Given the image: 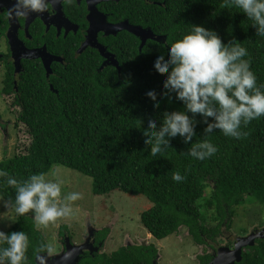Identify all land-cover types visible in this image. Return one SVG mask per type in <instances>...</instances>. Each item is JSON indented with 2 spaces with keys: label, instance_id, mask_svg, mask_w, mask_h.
<instances>
[{
  "label": "trees",
  "instance_id": "1",
  "mask_svg": "<svg viewBox=\"0 0 264 264\" xmlns=\"http://www.w3.org/2000/svg\"><path fill=\"white\" fill-rule=\"evenodd\" d=\"M98 9L109 22L128 21L152 34L142 45V38L128 29L116 34L100 32L99 42L118 64L106 62L97 47L74 57L83 39L80 33L61 42L53 37L51 50L54 45L70 49L69 63L56 69L49 81L38 67L25 74L19 119L30 141L25 152L0 161V168L17 179L33 173L47 175L55 165L77 170L93 179L95 195L121 190L145 196L152 205L142 213L141 221L156 239L186 228L197 245L222 243V228H231L234 208L256 204L264 210V116L242 124L240 139L218 130L205 136V125L198 124L193 141L207 138L218 149L205 160L185 155L190 145L179 136L171 139V147L152 157L137 128L138 119L141 128L147 127L149 115L157 117L159 125L165 109L182 108L174 94L171 103L161 96L167 73L157 72L153 61L160 53L166 55L169 39L179 38L190 24H201L215 30L224 42L236 39L246 47L245 59L250 60L258 85H264V37L255 34L245 14L225 7V0H108L99 3ZM71 12L86 30L87 6L83 3ZM148 89L156 91L158 106L153 107ZM175 172L184 179L174 181ZM14 195L0 178V196L12 204ZM31 216L17 217L8 231L23 230L29 236L26 262L34 257L42 239ZM212 259L210 251L198 256L201 264ZM104 260L107 264H151V255L144 249L123 248ZM237 264H264V237L247 245Z\"/></svg>",
  "mask_w": 264,
  "mask_h": 264
},
{
  "label": "clouds",
  "instance_id": "2",
  "mask_svg": "<svg viewBox=\"0 0 264 264\" xmlns=\"http://www.w3.org/2000/svg\"><path fill=\"white\" fill-rule=\"evenodd\" d=\"M51 0H11L10 18H27L32 14L50 11ZM225 7H232L245 14L255 28V34L264 37V0H225ZM190 29L177 39H169L166 55L158 54L153 66L163 78L161 96L171 103L174 98L182 108L165 109L159 117L149 115L147 127L141 129L152 157L171 147L172 138L179 136L185 145L184 153L197 160L213 156L217 147L207 138L194 142L196 127L203 124L205 136L220 131L226 137L240 139L244 133L241 125L264 116V85H258L251 70L246 47L236 39L224 42L220 35L201 24H190ZM153 107L159 105L156 91L148 89ZM197 116L200 117L197 120ZM0 178L14 190L12 206L17 217L31 214L37 226H47L58 218L71 215V202L81 198L73 191L62 195V181L48 179L44 173H33L17 179L0 168ZM172 179L180 182L184 177L173 173ZM2 222V219H0ZM18 221L13 220L12 223ZM29 236L23 230H0V264H25ZM41 250L51 254L54 249L47 244Z\"/></svg>",
  "mask_w": 264,
  "mask_h": 264
},
{
  "label": "flooded vegetation",
  "instance_id": "3",
  "mask_svg": "<svg viewBox=\"0 0 264 264\" xmlns=\"http://www.w3.org/2000/svg\"><path fill=\"white\" fill-rule=\"evenodd\" d=\"M83 3L88 10L86 30H83L80 23L74 20L71 12V8L77 12V7ZM89 4L91 0H51L48 12L34 13L27 18H10L8 9L11 6V0H0V142L3 145V157L0 161L12 157L8 152L10 139L15 135V139L18 140L20 135H24L27 131L26 125L19 119L23 110L25 74L30 73L34 67H38L44 71L49 81L50 77L56 74V69L68 65L70 49L64 48V45L61 48L54 45L55 47L51 50L50 42L54 41L53 37L56 40L60 39L59 42H61V38L72 40V37L79 33L82 34L83 39L79 48L75 50L74 57L82 53L91 27V21L88 19ZM91 5L94 6V3ZM88 47L94 49L92 45ZM35 227L41 233L42 239L37 243L34 257L25 264H61L58 258L71 251L80 254L76 264H107L104 260L105 256L123 248L132 251L144 249L151 255V264H160L159 249L138 233L136 235L131 232H122V242H116L117 249L110 251L111 242L115 243V241L109 231H112L114 227L108 230L105 238L99 236V233L100 231L107 233V229L94 230L91 228L90 236L88 237L87 234L80 242L75 241L72 233L64 227H60L52 241L44 236L37 225ZM234 242H230V247L233 248ZM42 244L50 245L54 252L49 254L42 251ZM218 244H213V247L209 246L211 253H216ZM66 263L69 262L65 261L64 264Z\"/></svg>",
  "mask_w": 264,
  "mask_h": 264
},
{
  "label": "rangeland",
  "instance_id": "4",
  "mask_svg": "<svg viewBox=\"0 0 264 264\" xmlns=\"http://www.w3.org/2000/svg\"><path fill=\"white\" fill-rule=\"evenodd\" d=\"M29 141L26 133L21 134L18 140L14 135L9 143V156L25 152ZM2 146L0 142V158L3 157ZM46 178L62 181V195L73 191L81 194L80 199L71 202V215L58 218L47 226H37L50 241L58 234L60 227L72 233L77 242L84 240L87 234L89 237L91 228L94 230L107 229V233L104 231L99 233V236L105 238L108 230L114 227L112 231H109L115 241V243L111 242L110 251L117 249L116 242H122V232H131L136 235L138 233L159 249L160 264H200L198 256L211 250L208 246L197 245L186 228H182L179 233L165 239H156L141 221L142 213L152 205L145 196H133L121 190H114L107 195H95L91 177L62 165H55ZM203 203L204 201L200 200L198 204L203 206ZM233 213L231 228L226 225L222 228L224 240L218 244V249L219 247H230V242L235 241L233 248L230 247L234 249L238 242H250L264 232V210L259 205H242L234 208ZM0 219H2L0 230L5 232H8L15 224L12 221L17 220L12 204L2 196H0ZM247 230L248 233L245 232ZM216 253H212L213 258Z\"/></svg>",
  "mask_w": 264,
  "mask_h": 264
},
{
  "label": "water",
  "instance_id": "5",
  "mask_svg": "<svg viewBox=\"0 0 264 264\" xmlns=\"http://www.w3.org/2000/svg\"><path fill=\"white\" fill-rule=\"evenodd\" d=\"M103 1L108 0H91V4L94 3V6L89 4L90 14L88 19L91 21V27L89 29L88 40L83 45V47L87 48L91 45L97 47L101 51L102 55L106 58V62L111 64H118L114 55L108 53L107 48L99 42L98 36L100 32L103 31L105 32V34H116L120 30L128 29L139 35L143 40L142 45H144L146 39L152 34V31H147L138 26H132L128 21L119 24H110L107 20V16L98 9V4ZM260 237H264V232L260 234V236H258V238ZM254 243L255 237L252 241L247 243L238 242L234 249H231L230 247H220L216 253L215 258H213L212 261L207 264H237L242 260L243 248H245L247 245H253ZM79 255V252L74 253L73 251H71V253L67 252L65 255H63V257L58 259L60 260L61 264H64L65 261L69 262L66 264H76L79 260Z\"/></svg>",
  "mask_w": 264,
  "mask_h": 264
}]
</instances>
